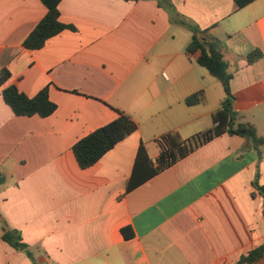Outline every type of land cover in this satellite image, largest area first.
<instances>
[{"label":"crops","instance_id":"crops-1","mask_svg":"<svg viewBox=\"0 0 264 264\" xmlns=\"http://www.w3.org/2000/svg\"><path fill=\"white\" fill-rule=\"evenodd\" d=\"M170 3L174 12L159 0H62L59 20L74 30L32 51L23 42L45 5L0 0V71L11 74L0 83V264H235L264 244L253 184L257 170L264 184V149L259 160L242 137L219 136L126 191L142 144L156 167V139L208 130L225 97L199 53L187 52L185 24L220 42L235 110L264 137V0ZM9 85L28 97L49 86L56 111L16 116L2 95ZM119 112L137 130L81 169L72 147ZM4 228L32 260L3 240Z\"/></svg>","mask_w":264,"mask_h":264},{"label":"trees","instance_id":"trees-1","mask_svg":"<svg viewBox=\"0 0 264 264\" xmlns=\"http://www.w3.org/2000/svg\"><path fill=\"white\" fill-rule=\"evenodd\" d=\"M46 7L47 12L43 19L36 25L29 36L24 40L23 47L28 50H39L43 48L47 40L58 35L62 31L74 27L65 25L59 20V4L62 0H40ZM136 1V0H128ZM255 0H235L238 9H242ZM159 5L169 12H174L170 0H159ZM192 32L191 41L187 47V52H198L197 63L207 69L209 73L221 82L225 97L220 107L211 115L212 127L206 131L184 139L179 132L167 133L156 139L159 149L157 166L154 167L147 149L142 144L137 152L133 174L128 181L127 192L132 191L147 180L158 175L162 171L174 165L179 160L191 154L200 146L222 136H239L244 138L259 154V160L263 157L264 137L259 136L256 127L248 122L245 117L235 110L234 96L230 89L232 75L228 72V64L223 58V54L218 40L209 42L206 38H201V34L206 31L200 30L196 26L185 24ZM259 52L249 54L248 62L253 63L259 56ZM11 77L7 69L0 71V83L5 84ZM5 103L12 109L16 116L32 117L38 115L42 118L49 117L56 109L57 105L49 99V86H45L35 96L28 97L21 93L16 86L9 85L2 91ZM199 95L195 94L185 103L189 106L196 105ZM118 117L110 123L96 129L87 136L81 138L72 147V152L81 169H88L94 166L107 152L117 143L122 141L138 128L137 124L130 116L123 112L118 113ZM255 189L263 199L264 217V184H259V172L257 170L253 182ZM125 237L130 238L131 233L123 229ZM2 238L17 251H23L32 260L33 254L28 246L22 242L21 236L15 231L3 229ZM264 259V244L242 256L235 264H256Z\"/></svg>","mask_w":264,"mask_h":264},{"label":"rangeland","instance_id":"rangeland-1","mask_svg":"<svg viewBox=\"0 0 264 264\" xmlns=\"http://www.w3.org/2000/svg\"><path fill=\"white\" fill-rule=\"evenodd\" d=\"M220 84V83H219Z\"/></svg>","mask_w":264,"mask_h":264}]
</instances>
